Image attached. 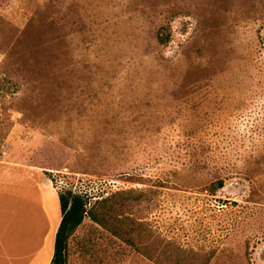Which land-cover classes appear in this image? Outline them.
Masks as SVG:
<instances>
[{
  "label": "rangeland",
  "instance_id": "1",
  "mask_svg": "<svg viewBox=\"0 0 264 264\" xmlns=\"http://www.w3.org/2000/svg\"><path fill=\"white\" fill-rule=\"evenodd\" d=\"M0 161L32 264L59 190L129 191L179 264H264V0H0ZM67 245L158 264L88 218Z\"/></svg>",
  "mask_w": 264,
  "mask_h": 264
},
{
  "label": "trees",
  "instance_id": "2",
  "mask_svg": "<svg viewBox=\"0 0 264 264\" xmlns=\"http://www.w3.org/2000/svg\"><path fill=\"white\" fill-rule=\"evenodd\" d=\"M159 40L162 41V38ZM128 193L129 191H117L92 202L87 195L59 190L61 220L55 233L50 264H67L68 239L85 218L132 246L149 260L157 261L158 264H179L181 259L172 256L176 251L173 247L168 246L169 244H156L144 227V222L130 216L133 203Z\"/></svg>",
  "mask_w": 264,
  "mask_h": 264
},
{
  "label": "crops",
  "instance_id": "3",
  "mask_svg": "<svg viewBox=\"0 0 264 264\" xmlns=\"http://www.w3.org/2000/svg\"><path fill=\"white\" fill-rule=\"evenodd\" d=\"M10 167L8 164H4L0 161V167ZM14 202L0 201V264H32V251L30 250V243L19 244L15 242V238L11 240L9 236L10 227L13 226L14 233L17 229V222L14 213ZM61 220V212L53 231V249L49 255V258L45 261H40V264H50L53 251H54V241L55 233L57 227ZM28 248V249H27ZM40 250V249H39ZM39 250L36 251L37 256H39Z\"/></svg>",
  "mask_w": 264,
  "mask_h": 264
}]
</instances>
